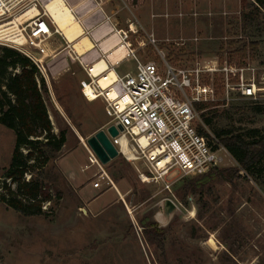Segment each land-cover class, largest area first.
Here are the masks:
<instances>
[{"label": "rangeland", "instance_id": "374dc122", "mask_svg": "<svg viewBox=\"0 0 264 264\" xmlns=\"http://www.w3.org/2000/svg\"><path fill=\"white\" fill-rule=\"evenodd\" d=\"M98 1L114 26L126 32L140 62L151 61L160 67L162 56L173 69L191 70L195 62L204 66L216 61L222 67L227 61L234 74H229L233 89L228 93L214 84L215 79L224 80L225 74L199 76V83L214 90L208 103H218V111L229 103L239 106L227 114V128L264 130V33L258 35L256 56L247 57L244 67L237 68L239 57L227 45L242 37V0ZM72 42L71 49L64 45L66 48L48 51L43 60L45 72L40 73L48 91L43 99L53 133L65 134L58 157L49 163L60 176V197L48 189L51 200L41 205V215H23L1 201L4 185L14 188L6 179L14 138L0 126V264H264V191L241 171L233 184L217 180L201 193L179 200L183 183L195 177L142 182L138 174L148 173L145 166L118 155L105 165L99 163L117 191L105 184L106 178L102 187H93L95 174L101 171L90 166L79 137L85 144L104 129L109 117L101 98L89 102L80 93V81L88 79L78 61L69 56L82 58L90 68L100 53H90L94 45L86 34ZM134 65L131 59L124 61L118 74L133 72ZM240 76L260 89L256 99L236 96ZM252 105L263 112L250 113ZM260 166L264 177V162ZM235 167L228 157L217 169ZM28 178L26 174L24 179ZM166 184L170 191L164 188ZM164 199L176 206L167 221L161 207ZM153 230L162 234L163 253L150 240Z\"/></svg>", "mask_w": 264, "mask_h": 264}, {"label": "built area", "instance_id": "2783aa9c", "mask_svg": "<svg viewBox=\"0 0 264 264\" xmlns=\"http://www.w3.org/2000/svg\"><path fill=\"white\" fill-rule=\"evenodd\" d=\"M25 1L0 0V19L10 18L13 14L12 19L0 23V27L11 23L5 29L1 28L0 45L27 57L42 74L45 72L43 60L48 56L47 41L58 32L45 13V0ZM31 9H36L38 15L25 17ZM118 33L129 50L127 57L135 62L134 71L117 75L116 80L103 92L99 91L94 78L89 75V64L80 57L73 59L69 56L70 60L78 61L88 79L86 82L80 81L82 96L87 100L85 90L89 86L95 99L101 98L104 102L109 120L103 131L118 155L130 163L140 162L145 166L148 173L138 174L142 182L163 181L165 177H196L221 166L230 155L203 125L195 105L207 103L214 97L211 86L199 83L202 73L225 74V93L233 89L229 84V74H233L230 65L226 61L222 67L216 61L204 66L195 62L191 70L173 69L162 56L163 66L160 67L151 61L140 62L131 50L126 32L118 30ZM149 42L153 43V40L149 39ZM235 85L244 98L256 99L258 96L260 89L252 80L245 82L240 76ZM111 89L116 93L113 100L108 99L106 94ZM124 97L126 101L121 106L120 100ZM110 126L117 130L115 137L107 133ZM199 128L207 135L200 134ZM87 152L90 166L96 165L101 171L95 174L97 178L93 187H102L105 178V184L113 186L93 153L90 150ZM164 188L170 191L169 185L166 184Z\"/></svg>", "mask_w": 264, "mask_h": 264}, {"label": "trees", "instance_id": "16d2710c", "mask_svg": "<svg viewBox=\"0 0 264 264\" xmlns=\"http://www.w3.org/2000/svg\"><path fill=\"white\" fill-rule=\"evenodd\" d=\"M240 12L241 38L230 40L232 55L239 57L238 67H244V60L254 58L258 52L259 34L264 33V0H251ZM255 30L256 34L252 31ZM222 50V47H219ZM226 63H228L226 61ZM219 91L224 89L223 78L215 79ZM47 87L36 66L24 55L9 47H0V126L9 131L14 138V145L8 161L6 179L13 189L4 185L5 195L1 201L13 211L23 215H41L40 207L50 202L52 189L60 197L58 180L60 176L52 163L65 144V134L60 131L55 135L48 116L43 96ZM242 97L239 93L236 94ZM255 103V102H253ZM218 103H198L195 109L200 112L203 125L214 138L226 149L235 161L233 169L212 168L206 173L183 183L178 192L179 200L187 195L199 194L204 188L217 180L233 184V179L243 172L253 178L264 191V177L261 163L264 162V130L257 128L239 131L227 128L224 122L233 109H240L237 104L229 103L223 111H218ZM252 114L263 111L257 105L250 106ZM200 134L207 135L199 128ZM21 149L25 150L23 154ZM29 175L27 180L25 175ZM143 229L147 228L141 222ZM151 241L163 253L162 234L153 230Z\"/></svg>", "mask_w": 264, "mask_h": 264}, {"label": "bare ground", "instance_id": "6f19581e", "mask_svg": "<svg viewBox=\"0 0 264 264\" xmlns=\"http://www.w3.org/2000/svg\"><path fill=\"white\" fill-rule=\"evenodd\" d=\"M43 8L46 15L57 29L58 34H60L64 38L71 49V45L73 43L72 41L74 40V38L77 36L79 37V35L85 34L79 20L77 19V17H75L76 15L74 16L72 10L66 4L65 0H45V2L43 3ZM36 15H38L36 9H31V11H29L25 17L32 18L36 17ZM8 25H11V23L5 26ZM5 26H2L3 28L0 27V30L1 28L5 29ZM70 35L74 36L69 37ZM105 55L110 64L114 66L122 61L123 58L128 55V53L125 45L123 43H119L112 49L106 48ZM88 73L92 78H94L99 91L102 92L104 90H107L117 78L116 72L112 67L109 66V63L105 60L104 57L97 59L88 69ZM85 93L87 96V101L91 102L95 100V95L91 92V88L89 86L86 87ZM106 94L108 95V99L111 100L115 99L116 97V93L112 89L106 91ZM124 101H126V97L120 100L121 106L124 104ZM79 139L80 142L84 145L85 149L89 151V149L85 146L82 138L79 137ZM190 214H192V212Z\"/></svg>", "mask_w": 264, "mask_h": 264}, {"label": "crops", "instance_id": "0c3cea01", "mask_svg": "<svg viewBox=\"0 0 264 264\" xmlns=\"http://www.w3.org/2000/svg\"><path fill=\"white\" fill-rule=\"evenodd\" d=\"M65 2L72 10L74 16L76 15L75 17L79 20L84 33L88 35L93 42L94 47L90 53H96L97 55H99V53L100 55L103 54V57L109 63V66L114 69L117 75H119V70L123 66H121V64L131 58L128 59L129 57L126 56L122 61L114 66L106 59L104 48L110 49L114 47L117 43H121V39L118 33L119 29L114 26L111 21V17L106 14L101 3L98 0H65ZM46 45L47 51L49 52L62 47L69 48V44L60 34H53L47 41ZM64 45L66 47H64ZM127 52H129L128 49ZM123 74L124 73L121 75ZM114 188L115 185L113 184L112 189L117 191V189Z\"/></svg>", "mask_w": 264, "mask_h": 264}, {"label": "water", "instance_id": "95a60500", "mask_svg": "<svg viewBox=\"0 0 264 264\" xmlns=\"http://www.w3.org/2000/svg\"><path fill=\"white\" fill-rule=\"evenodd\" d=\"M107 133L110 137H115L117 135V130L113 126H110L107 128ZM85 145L89 148L101 165L107 164L110 160L118 156L116 149L111 144L103 130H100L92 137L87 138ZM161 207L165 221L170 219L176 211L175 204L169 199H164Z\"/></svg>", "mask_w": 264, "mask_h": 264}]
</instances>
